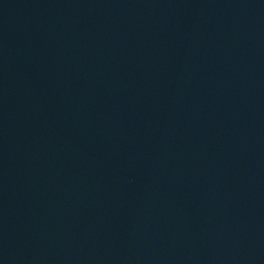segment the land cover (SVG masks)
Segmentation results:
<instances>
[{
	"label": "water",
	"instance_id": "1",
	"mask_svg": "<svg viewBox=\"0 0 264 264\" xmlns=\"http://www.w3.org/2000/svg\"><path fill=\"white\" fill-rule=\"evenodd\" d=\"M0 264H264V0H0Z\"/></svg>",
	"mask_w": 264,
	"mask_h": 264
}]
</instances>
